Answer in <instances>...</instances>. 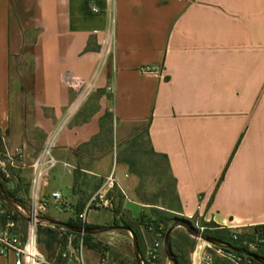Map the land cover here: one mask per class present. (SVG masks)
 Masks as SVG:
<instances>
[{
    "label": "crops",
    "instance_id": "1",
    "mask_svg": "<svg viewBox=\"0 0 264 264\" xmlns=\"http://www.w3.org/2000/svg\"><path fill=\"white\" fill-rule=\"evenodd\" d=\"M66 72L95 81L76 106ZM54 134L56 165L35 186ZM0 137L24 153L17 194L58 221L86 213L88 225L144 230L156 209L152 219L264 225V0H0ZM145 142L163 163L139 172Z\"/></svg>",
    "mask_w": 264,
    "mask_h": 264
},
{
    "label": "rangeland",
    "instance_id": "2",
    "mask_svg": "<svg viewBox=\"0 0 264 264\" xmlns=\"http://www.w3.org/2000/svg\"><path fill=\"white\" fill-rule=\"evenodd\" d=\"M16 69V68H15ZM13 69V81L16 80L17 74L16 70ZM21 69L27 73V89L30 90V63L25 62L23 64V67ZM138 155L137 158L134 159V168L139 172H147L148 170H152L155 166L156 162H159L160 165H162L163 161L160 159L159 161L156 158H153L149 151V146L145 142L142 146L140 145L138 148ZM20 159L16 156V150L14 151L8 144L7 141H5L2 137H0V181L2 182L4 189L6 192L14 193L17 191L18 182L17 177L20 176L19 173V166H20ZM145 163H144V162ZM143 165L145 166V171H143ZM121 192V191H120ZM148 199L152 200L155 198H158V191L153 188V186L150 185V190L147 192ZM110 195L116 197H119V193L115 190H112ZM20 208L21 212L25 215H27L30 219L32 218L31 214L33 213V207L34 204H30V202L27 201V198L20 197L19 194H15L13 198H11ZM166 209V208H164ZM155 211L158 210L153 209V211L150 212V215H148V219L145 220V222H149L150 219H152V216H157ZM155 213V214H154ZM163 214L160 215V218L163 219L164 225L166 228H164V232L168 233V231L176 224L180 223V221H185L189 223V225L192 227L191 230L188 229L186 226L181 225L180 227L176 228L170 235L169 240V247L168 251L171 253V257L168 255L167 251L164 249L161 252V255L159 259L155 263H151L148 261V258L146 256L148 246L151 245L156 239V233L153 231H150V229H146L144 227V230L137 228L138 232V241L139 246L141 250V256L143 259L144 264H174L173 259L177 261V264H198V257L200 251V247L203 248V250L211 252V247L213 244L208 243L205 241L204 237H213L211 231H204V236L201 238L203 240H200V238L197 236L200 232L199 228L201 227H211L209 223L203 221L202 219L199 221H196V219H190L185 216L179 215V214H172L169 212H162ZM18 214L15 212L1 197H0V236H3L5 234L8 235H17L21 242L24 244L26 242L28 228H29V222L31 220L25 219L21 215L19 217L16 215ZM39 216H44L47 218L54 219L50 216L49 212L43 211L39 213ZM24 220H22V219ZM56 220V219H54ZM255 227H248V228H237L233 229L232 231L237 232L241 235V239L243 242H247V246L249 247L250 244H253L255 247V251H258V254L264 257V242H262L261 237L256 235L254 239L251 238V235L254 232ZM53 230L55 232L59 233H66L68 232L67 229L59 226L51 225L47 222H40L38 224V249L39 252L45 257L46 261L48 263H52L54 254L52 252H49L46 250V244L40 243V240L46 242V237H40V231L44 230ZM228 229V228H227ZM123 234V233H122ZM84 235L81 236H74L75 240L82 239L85 244ZM105 235H97L93 237L92 240H94V244L99 245V250L96 251L97 253L95 256L100 257V255L103 254L104 250H108L110 253V262L111 264H139L134 252V243L133 238L131 239H125L124 237L120 235H113V238H105ZM166 237V236H165ZM97 238H100L101 241H98ZM215 238V237H213ZM108 242H111V245H108ZM241 242L240 244H242ZM253 242V243H252ZM86 246V245H85ZM259 247V248H258ZM87 248V246H86ZM88 249V248H87ZM53 254V255H52ZM93 254V253H91ZM219 264H233L232 262H224L218 259Z\"/></svg>",
    "mask_w": 264,
    "mask_h": 264
},
{
    "label": "built area",
    "instance_id": "3",
    "mask_svg": "<svg viewBox=\"0 0 264 264\" xmlns=\"http://www.w3.org/2000/svg\"><path fill=\"white\" fill-rule=\"evenodd\" d=\"M142 71L149 74L155 70L149 66H146L143 67ZM61 80L63 84L78 94V100L75 106L81 100L87 98L95 88L94 80H86L69 72L64 73ZM55 135L56 134H54L46 142L42 155L36 159L33 165L36 171V179L34 181L35 186L38 185V182L44 176V168H52L56 165V160L52 155ZM16 156L22 160L24 157L23 151L21 149H17ZM113 181V176H110L108 178L107 185H112ZM52 198L58 202H62L63 200V197L60 193H53ZM33 209V213L31 214L32 218L29 222L26 242L23 244L17 235L5 234L0 236V256L5 257L13 254L15 256V264H91L89 258L87 257V248L84 244V241L82 239L75 240L73 235L68 236L66 246L63 248L59 247L52 263H48L38 249V224L40 222L37 218L39 217L40 212L46 210V206L44 204L34 205ZM78 220L83 224H87V214L84 213L79 215ZM227 228L230 230L236 229L235 226L226 225H218L216 227L211 226L210 228L201 227L199 228L200 232L197 236L200 238V240H203L201 238L204 236V231L212 232ZM150 231L156 233L157 239L148 246L146 256L148 261L155 263L159 259L161 252L165 249V237L163 235V227H160L158 230L150 228ZM234 238L237 239L236 236H234ZM262 242H264V240H262ZM243 246L244 247L239 248L246 249L245 247H247V242H244ZM199 249L201 252L199 253L198 257V264H219L218 259L224 262H232L233 264H260L253 258L247 255L236 253L225 245H212V253L203 250L202 247ZM248 251L254 253L255 247L253 244L249 245ZM97 264H111L109 251L100 255Z\"/></svg>",
    "mask_w": 264,
    "mask_h": 264
},
{
    "label": "trees",
    "instance_id": "4",
    "mask_svg": "<svg viewBox=\"0 0 264 264\" xmlns=\"http://www.w3.org/2000/svg\"><path fill=\"white\" fill-rule=\"evenodd\" d=\"M115 191H117L119 193V197L117 198V208H115L116 213L119 214L121 212V204H122V200H123V195L119 190L116 189ZM16 193H17V191L14 193L6 192V194L10 198H13ZM0 197H1V195H0ZM115 199H116V197H115ZM16 215L19 217L18 214H16ZM146 219H148V218L143 216L142 220H141L142 224L144 225V227H146V229L154 228L155 230H158L160 227H163V235H164V237L166 236V233L164 232V228H166V226L164 225L163 219H161L160 217H156L155 219H150L149 222H145ZM22 220H24V219H22ZM67 223L71 226H76V227L97 228V229L101 228V227H97V226L83 224L79 220H70ZM209 224L212 225V227L218 226L217 224H215L213 222H210ZM114 227L115 228H119V227L130 228L136 235H138L137 230L134 229L128 222H126L124 220V218H121L120 220H116L114 223ZM69 235L81 236V234H76V233H73L71 231L66 232V234H62V233L55 232V231L49 230V229L44 230V231L41 230L40 231V237L44 236L47 238V240L45 242L41 239L40 243L41 244L45 243L46 244V247H45L46 250L49 252H52L55 256L56 251L59 247L63 248L66 246ZM212 235H213V237L217 238L218 240L229 243L233 246L244 247L243 246L244 242L241 239L242 238L241 235L235 231L230 230V229H222V230L212 231ZM256 235L262 236L261 239L264 240V225L257 226L254 228V232L251 235V238L254 239L256 237ZM234 236H236L237 239H235ZM83 237L85 240V245L87 246V248L89 250L100 251L99 245L94 244V240H92L94 235L86 234ZM241 242H243V243L240 244ZM245 248L248 250V246ZM107 251L108 250H104L103 253H105ZM254 253L258 254V251H254Z\"/></svg>",
    "mask_w": 264,
    "mask_h": 264
},
{
    "label": "water",
    "instance_id": "5",
    "mask_svg": "<svg viewBox=\"0 0 264 264\" xmlns=\"http://www.w3.org/2000/svg\"><path fill=\"white\" fill-rule=\"evenodd\" d=\"M0 195L1 198L15 211L17 212L19 215H21L22 217H24L25 219L31 220L27 215L23 214L21 212V208L6 194L4 186L2 184V182L0 181ZM39 220V222H47L51 225L54 226H59V227H63L65 229H67L68 231H71L73 233L76 234H81V235H86V234H90V235H96L98 233L101 232H106V231H111V230H115V229H123V230H128L129 232H131L132 236H133V243H134V252L137 258V261L139 264H144L143 263V259L141 256V250H140V246H139V241H138V237L137 235L130 229V228H124V227H119V228H115V227H104V228H86V227H76V226H71L69 225L67 222H61L58 220H54L51 218H47L44 216H39L37 218ZM181 225L186 226L188 229L191 230V226L189 225V223L185 222V221H180V223L174 225L167 233L166 237H165V250L167 251L168 255L171 257V253L168 251V247H169V240H170V235L171 233L178 227H180ZM205 241H207L208 243H211L215 246H222L225 245L227 246L229 249L233 250L236 253L239 254H243V255H247L251 258H253L255 261H257L260 264H264V257L258 254H255L253 252H250L244 248H239L236 246H233L229 243H225L221 240H218L217 238H213V237H204ZM173 263L177 264V261L173 259Z\"/></svg>",
    "mask_w": 264,
    "mask_h": 264
}]
</instances>
